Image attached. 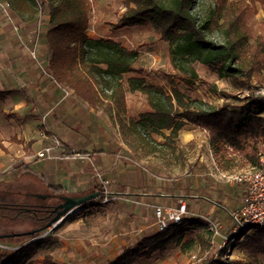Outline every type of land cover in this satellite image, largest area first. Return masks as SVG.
I'll return each mask as SVG.
<instances>
[{"label":"rangeland","instance_id":"obj_1","mask_svg":"<svg viewBox=\"0 0 264 264\" xmlns=\"http://www.w3.org/2000/svg\"><path fill=\"white\" fill-rule=\"evenodd\" d=\"M125 1L89 0L92 12L87 36L104 40L113 39L126 48L135 50L138 53L135 69L139 71V73L125 74L120 79L125 89V111L115 104L111 105L110 99H105L98 107L91 110L95 115H100L98 120L103 124L106 133L104 132L105 138L102 137L104 133L93 135L94 147L89 155L94 162L101 151L108 150L102 153L108 175L111 178L119 176L118 181L121 180L124 184L131 182L136 194L152 196L146 199L143 196L139 199L134 196H120L118 189L113 188V181L108 180L110 182L108 190L117 194L118 198L107 210H98L95 214H90L92 210L85 213L83 207L73 209L57 226L48 228V231L40 237L24 244L19 242L17 245H12L11 249L34 244L40 238L48 236L49 241L44 249L57 264H97L95 259H100L99 262L117 259L128 243L125 236L129 235V230L120 229L121 235L116 230V225L126 216L128 206L135 211L136 216L139 213L142 214L141 228L156 233L154 208L162 204L160 199L164 194L172 196L170 199L173 200L171 204L174 205L173 208L179 201L186 200L190 213L187 217L194 216L205 223L204 218L219 221L222 225L220 230L222 236L227 237L235 231L236 223L231 218V214L239 210V199L230 202L229 199L224 198L228 200L224 204L229 211L226 209L221 211L215 210L211 202H205L199 195L204 191H206L204 195L212 192L214 195L211 197L216 199L215 195L218 192L225 196L242 192L241 187L228 185L224 175L253 164H248L241 157L233 154H216L210 145L209 134L192 126H187L181 132L175 144L168 142L169 131L155 134L137 128L141 112L150 111V106L144 93L141 91L133 93L129 90L128 80L130 77H143L148 85L163 86L167 92H170V84L173 82L182 89L193 108L221 109L229 106L228 108L233 111L249 114L254 113L256 103L264 99V69L255 71L249 79L228 71L219 75L201 62L193 61L192 57L173 56L170 45L163 41L152 28L128 29L122 26L120 20L126 12ZM245 1L248 5L244 15L245 25L253 34L249 41V44H252L257 38L264 36V11L259 2ZM0 4L8 3L0 0ZM10 8L6 14L0 6V26L4 29L10 28L17 36L20 31L22 34L29 30L23 49L30 58L32 49H40V34L49 28L51 18L46 11H41L36 21L30 23L28 16L14 17ZM215 10L214 0H194L193 14L199 23L208 19ZM15 27H18L19 32L15 31ZM205 36L218 45L225 43V37L220 33L205 34ZM5 48L7 49V46ZM95 51L91 52L92 56ZM32 55H34L33 51ZM233 67L240 66L235 63ZM40 71L41 75H45L42 70ZM66 104L69 109L70 104ZM32 115L25 116V123H30L27 127L21 129L17 123L13 127L6 126L2 129L6 138L0 146V205H49L50 202V205H56L58 201L64 203L60 198L50 197L48 189L50 184L46 186L37 178L38 175H45L49 180L46 168L51 160L39 158V153L46 147L54 148L52 156L56 158L53 160L68 166L71 164L70 170L78 172L82 170L83 166L79 165L81 162L67 160L73 152L81 151L72 148L67 138L57 133L58 126L50 128L46 116ZM22 130L30 133L27 140L19 135L23 132ZM66 132L71 138L76 135L73 131L66 130ZM107 141L112 143L109 148ZM115 146L120 148L117 155L110 149ZM228 151L232 153L230 148ZM207 175L210 179L205 181ZM58 181H62L61 184L68 188L69 194L66 197H82V192L76 188L77 184H75L82 182V178L71 182L65 178ZM96 181L101 183L99 178ZM204 184L207 187L205 186L206 189L203 191L201 187ZM141 206L145 208L142 212H140ZM13 213L0 212V214L11 215ZM101 221L103 224L97 226V223ZM102 226L107 228L102 230ZM134 226L133 224L130 229V238L133 239L142 235ZM31 228V223H22L20 217L18 219H12L10 216L0 217V236L18 235ZM247 229L240 233L238 237L240 243L245 241V238L241 236L243 232L246 233V238L254 234V229L250 231ZM192 235L196 236L198 241L192 249L190 244L172 246L165 253H155L147 264H204V260L211 257L240 264H249L253 261L248 252L235 246V242L226 244L224 238L214 235L208 226L195 230ZM42 252L43 249L34 256L37 264H40L39 261L42 260ZM258 264H264V259L260 258Z\"/></svg>","mask_w":264,"mask_h":264},{"label":"trees","instance_id":"obj_2","mask_svg":"<svg viewBox=\"0 0 264 264\" xmlns=\"http://www.w3.org/2000/svg\"><path fill=\"white\" fill-rule=\"evenodd\" d=\"M5 1L11 7L10 11L14 17L28 16L30 23L36 21L41 11H46L51 18L49 28L40 34V51L45 56H49L48 69L58 83L74 90L75 95L90 108H96L105 99H110L111 105L115 104L122 111L126 110L125 89L120 79L125 74L139 73L135 69L138 53L113 39L104 40L87 36L92 12L89 0ZM214 1L216 10L203 23H199L193 14L194 0H126V12L121 17L120 23L128 29L152 28L170 45L173 56L192 57L193 61L201 62L219 75L228 71L249 79L255 71L264 69V36L249 44L253 34L245 25L244 15L248 9L245 0ZM252 2H259L264 11V0H252ZM213 33L222 34L225 43L218 45L206 38L205 34ZM94 50L97 52L95 51L92 56L91 52ZM235 63L240 67L234 68ZM165 77L169 79L166 75ZM128 83L131 92L141 91L147 96L150 106V111L141 112L137 128L155 134L169 131L168 142L175 144L181 132L187 126H192L209 134L210 145L216 154H233L253 165L259 162L264 152V99L256 103L255 112L249 114L233 111L228 108L229 106L221 109L193 108L182 89L173 82L170 84V92H167L163 86L148 85L143 77H130ZM3 96L4 93L0 92V98ZM90 119L98 128L97 118L92 116ZM90 130L82 150L77 149L87 154L90 153L86 150L90 144L89 138L95 132L93 129ZM104 131L101 128V133ZM1 142L0 138V146ZM228 148L232 153H229ZM88 172L95 175L98 180L91 164ZM206 179H210L208 175L204 180ZM116 186L120 196H134L136 199L142 197L141 194L134 193L131 182L126 184L117 182ZM205 186L206 184L201 187L203 191L207 187ZM239 187H242L244 193V187ZM49 191L50 197L54 199L68 196L67 190L61 186H50ZM94 193H99L100 196L83 206L85 213L92 210L90 214H95L96 211L107 210L113 205L114 201L105 205L100 204L104 197L101 183H95L82 197ZM205 193L206 191L201 194L200 191L199 197L228 209L224 203L229 197L218 192L215 195L216 199H213L212 192L208 195H204ZM61 203L63 202L58 201L56 205H50L51 202L48 203L49 205L1 204L0 212L14 213L0 214V217L10 216L12 219L20 217L22 223L29 222L32 228L18 235L0 236V264H37L34 256L42 249L43 257L39 263L57 264L44 249L49 241L48 236L40 238L31 245L13 249L11 246L19 242L27 243L47 232V225L56 215L53 210ZM144 210L145 208L141 206L140 212ZM141 215L139 213L136 216L135 211L128 206L126 216L116 225V230L119 232L120 229L129 230V235L125 236L127 245L117 259L101 262L100 259H95L97 264H147L155 253H165L172 246L190 244L192 249L198 242L197 237L192 233L207 226L197 217L185 216L181 224L171 223L166 231L159 232L157 228V232L152 233L141 228ZM101 224L102 221L98 222L97 226ZM133 224L142 234L134 239L130 238ZM106 228L107 226H102L101 229ZM253 229L254 234L251 237L246 238V233L243 232L245 241L240 243L237 238L234 245L249 253L250 259L253 260L249 264H258L260 258L264 259V226ZM204 264L240 263L211 257L204 260Z\"/></svg>","mask_w":264,"mask_h":264},{"label":"crops","instance_id":"obj_3","mask_svg":"<svg viewBox=\"0 0 264 264\" xmlns=\"http://www.w3.org/2000/svg\"><path fill=\"white\" fill-rule=\"evenodd\" d=\"M22 34L21 32L18 33V36L20 37L19 39L10 28L4 29L0 26V92L4 93V96L0 98L1 143L3 144L5 142L6 137L2 133V129H5L6 126L10 128L19 123V128L22 129L30 124L25 123L26 115L34 114L32 116H38L42 114L47 117V124L50 128L58 126L57 133H60V136L67 138V141L73 146L72 148L75 150H82L86 144L87 135L90 134V129L95 131L93 135H96V133L103 134L101 133L103 124L98 120V116L100 115H95L94 111H91L93 108H90L85 102L81 101L75 95L74 90L68 89L52 77L48 69L49 56H45L41 53L40 49L37 50L34 48L32 51L35 56L32 55L31 51L32 57L30 56L29 58V55L26 54L23 49V46L25 45L24 40L28 38L29 33L22 32ZM5 46H7V49ZM40 70H42L45 75L42 74V76ZM66 103L70 104L69 109L67 108ZM92 116L97 118L98 128L93 125V121L90 119ZM66 130L75 132V137L71 138ZM22 131L23 132L19 133V135L27 140L30 133L25 132V130ZM105 133L102 136L104 138ZM93 135L89 138L90 142L88 143L90 144L86 147L88 152H91L90 150L94 147ZM106 144L109 148L112 143L110 144V142L107 141ZM118 148L119 147L115 146V148L110 149L115 155H117ZM103 152H108V150ZM103 152L101 151V153L95 157L96 160L93 164L96 170H98L97 172L101 173L104 179L109 180L110 182L113 181V188H117L116 183L123 182L121 180L118 181L119 176L116 178L113 176L111 178V176L108 175L109 173L105 167L106 163L103 159ZM79 165L83 166L81 167L82 170H80V172L70 170L69 168H72L71 164L68 166V164L59 163L57 160H51L46 168V170H48L46 175L49 176V180L45 175H38L37 178L46 186L47 184H50L48 189L53 185L61 186L66 189L67 187L65 188V186L61 184L62 181H58L63 178L68 179L69 182L74 179L82 178V182H77L75 184H77L76 188L82 192V195H84L90 190V187L97 183V181L95 175L88 172L90 163H80ZM66 190L69 194L68 188ZM244 194L245 191L244 193L239 191L236 194L230 193L227 196H229L228 199L230 202L232 200L235 202L239 199L240 209L241 200ZM142 196L146 199V197L152 195L143 194ZM161 197H163L160 199V203L162 204H159L158 206L173 208L174 205H171L173 200L170 199L172 196L164 194ZM203 199L205 202L210 203L206 198ZM227 201L228 200H226V202ZM211 205L213 207L215 206V210L220 209L222 211L224 209L215 205L214 202H211ZM226 210L229 211V209Z\"/></svg>","mask_w":264,"mask_h":264},{"label":"built area","instance_id":"obj_4","mask_svg":"<svg viewBox=\"0 0 264 264\" xmlns=\"http://www.w3.org/2000/svg\"><path fill=\"white\" fill-rule=\"evenodd\" d=\"M0 6L8 14L9 4H0ZM15 31L19 32L18 27H15ZM53 151V147H46L39 153V158L53 160L56 158L52 156ZM67 160L90 163L93 166L104 189V197L101 199L100 204L105 205L118 198L115 193L108 190L110 182L104 180L103 175L97 172L89 154L75 151ZM224 178L225 182L230 186H243L245 188L240 209L231 214V218L236 223L235 231L227 237L222 236L220 234L222 225L219 221L210 218L204 219L210 231L214 235L223 237L227 244L235 242L240 233L246 228H248L247 231H250L254 227L264 226V153L256 165H249L245 169L226 173ZM189 214V204L186 200L179 201L175 208H164L163 206L154 208V216L159 232L166 231L171 223L181 224L183 218ZM241 236L245 238V236Z\"/></svg>","mask_w":264,"mask_h":264},{"label":"water","instance_id":"obj_5","mask_svg":"<svg viewBox=\"0 0 264 264\" xmlns=\"http://www.w3.org/2000/svg\"><path fill=\"white\" fill-rule=\"evenodd\" d=\"M99 193L90 194L84 197H64V203L57 206L53 211L56 213L52 221L47 225V228L57 226L60 221L68 216L73 209L83 207L89 202L95 201L99 197Z\"/></svg>","mask_w":264,"mask_h":264}]
</instances>
